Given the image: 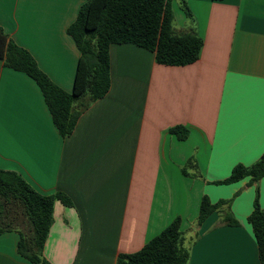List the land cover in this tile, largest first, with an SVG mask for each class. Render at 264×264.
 <instances>
[{
	"label": "crops",
	"instance_id": "crops-1",
	"mask_svg": "<svg viewBox=\"0 0 264 264\" xmlns=\"http://www.w3.org/2000/svg\"><path fill=\"white\" fill-rule=\"evenodd\" d=\"M185 2L191 15L173 5V28L203 40L200 58L165 66L137 45H112L110 90L68 138L36 81L0 60V170L72 201L54 203L43 250L51 264H118L178 216L188 264H260L248 221L256 184L250 177L214 182L264 154V0ZM85 3L0 0V27L69 93L80 51L68 28ZM174 127L187 138L171 133ZM258 190L264 209V178ZM204 195L213 204L231 200L239 224L226 225L215 212L198 225ZM19 240L15 231L0 234V264H33L18 252Z\"/></svg>",
	"mask_w": 264,
	"mask_h": 264
},
{
	"label": "trees",
	"instance_id": "trees-1",
	"mask_svg": "<svg viewBox=\"0 0 264 264\" xmlns=\"http://www.w3.org/2000/svg\"><path fill=\"white\" fill-rule=\"evenodd\" d=\"M176 1L190 16L185 0ZM172 2L86 0L76 21L68 28V34L80 51L71 93L53 83L38 67L32 55L10 40L1 27L0 60L6 67L23 72L36 81L57 130L62 138H68L81 114L91 103L104 98L110 90L112 45H137L154 53L156 62L165 66H187L200 58L203 40L192 32H175ZM170 131L180 140L188 136L187 130L182 127H174ZM188 166H193V163L189 162ZM247 177H250V185L256 184L254 210L248 221L258 245L260 264H264V209L259 204L258 190V183L264 178V154L249 167L237 164L228 178L214 184H233ZM57 200L72 206V201L65 194L42 195L17 173L0 170V234L9 231L19 233L18 252L33 264H51L44 258L43 250L53 223L54 203ZM231 202L220 200L213 204L204 195L198 225H202L213 213L219 212L226 225L237 226L239 223L229 209ZM18 219L25 225L27 232L17 228ZM181 225L182 218L178 216L140 251L120 255L118 264H188L190 253L184 246Z\"/></svg>",
	"mask_w": 264,
	"mask_h": 264
},
{
	"label": "rangeland",
	"instance_id": "rangeland-1",
	"mask_svg": "<svg viewBox=\"0 0 264 264\" xmlns=\"http://www.w3.org/2000/svg\"><path fill=\"white\" fill-rule=\"evenodd\" d=\"M174 3H176V4H174ZM178 4H179L178 1H176V2H172V9H173V5H176L177 10H180L179 7H178ZM16 225H17V228H18V229L27 232V231H26V227H25V225L22 223L21 220L18 219V221L16 222Z\"/></svg>",
	"mask_w": 264,
	"mask_h": 264
}]
</instances>
